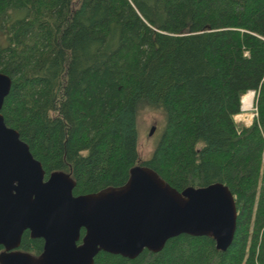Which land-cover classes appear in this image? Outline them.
Here are the masks:
<instances>
[{
	"label": "trees",
	"instance_id": "1",
	"mask_svg": "<svg viewBox=\"0 0 264 264\" xmlns=\"http://www.w3.org/2000/svg\"><path fill=\"white\" fill-rule=\"evenodd\" d=\"M0 34L12 80L0 113L45 180L64 173L74 196L95 194L141 166L178 192L220 183L234 197L226 251L180 235L159 253L99 252L93 264H264V0H0ZM253 92L255 117L238 126ZM143 109L165 127L139 163ZM19 251L38 258L43 240L25 231Z\"/></svg>",
	"mask_w": 264,
	"mask_h": 264
},
{
	"label": "water",
	"instance_id": "2",
	"mask_svg": "<svg viewBox=\"0 0 264 264\" xmlns=\"http://www.w3.org/2000/svg\"><path fill=\"white\" fill-rule=\"evenodd\" d=\"M11 85L0 73V112ZM74 187L64 173L45 180L41 163L0 113V264H93L99 252L134 260L180 235L211 237L226 251L235 235V200L220 183L178 192L136 166L120 188L74 196ZM25 231L43 240L38 258L17 251Z\"/></svg>",
	"mask_w": 264,
	"mask_h": 264
},
{
	"label": "rangeland",
	"instance_id": "3",
	"mask_svg": "<svg viewBox=\"0 0 264 264\" xmlns=\"http://www.w3.org/2000/svg\"><path fill=\"white\" fill-rule=\"evenodd\" d=\"M20 13L14 16H19ZM4 34H0V40L4 39ZM253 97L252 107L248 111H241V113L234 117L235 123L238 126H249L255 117L254 106V92L250 94ZM165 114L161 111H154L143 109L138 113L137 126H138V160L139 163L148 160L158 142L160 141L164 127H165ZM151 127H155L152 136H149Z\"/></svg>",
	"mask_w": 264,
	"mask_h": 264
},
{
	"label": "bare ground",
	"instance_id": "4",
	"mask_svg": "<svg viewBox=\"0 0 264 264\" xmlns=\"http://www.w3.org/2000/svg\"><path fill=\"white\" fill-rule=\"evenodd\" d=\"M250 94L251 93H248L242 98V111H248L251 109L253 97Z\"/></svg>",
	"mask_w": 264,
	"mask_h": 264
},
{
	"label": "flooded vegetation",
	"instance_id": "5",
	"mask_svg": "<svg viewBox=\"0 0 264 264\" xmlns=\"http://www.w3.org/2000/svg\"><path fill=\"white\" fill-rule=\"evenodd\" d=\"M2 247V246H1ZM3 248V247H2ZM5 250H4V248L2 249V252L1 253H3ZM17 251H19V248L17 249ZM19 252H21V251H19ZM0 253V254H1ZM23 253V252H22Z\"/></svg>",
	"mask_w": 264,
	"mask_h": 264
},
{
	"label": "built area",
	"instance_id": "6",
	"mask_svg": "<svg viewBox=\"0 0 264 264\" xmlns=\"http://www.w3.org/2000/svg\"><path fill=\"white\" fill-rule=\"evenodd\" d=\"M252 107V106H251Z\"/></svg>",
	"mask_w": 264,
	"mask_h": 264
}]
</instances>
